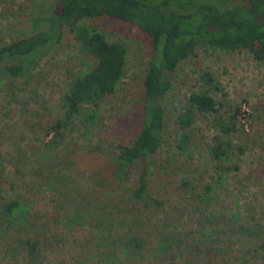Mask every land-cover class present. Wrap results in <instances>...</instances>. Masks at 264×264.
I'll return each mask as SVG.
<instances>
[{
    "label": "rangeland",
    "instance_id": "rangeland-1",
    "mask_svg": "<svg viewBox=\"0 0 264 264\" xmlns=\"http://www.w3.org/2000/svg\"><path fill=\"white\" fill-rule=\"evenodd\" d=\"M53 1L0 0V46L44 28L34 22L51 12ZM88 22L126 46L125 74L113 94L98 106L84 105L85 114L58 137L50 126L63 117L68 84L94 62L72 34L65 32L28 76L0 78V197L32 205L22 225L0 216V264H264V61L247 48L200 45L178 65L160 100L161 144L147 159L146 192L137 199L141 165L133 162L119 177L115 150L141 129L151 39L114 17ZM204 72L217 87L202 81ZM206 88L219 110L196 115L188 145L180 148L177 117L188 95ZM237 109L233 130L223 133L215 120L230 122ZM89 112L94 120L86 129L82 118ZM226 140L231 151L218 162L211 148ZM85 209L92 214L70 224L67 218ZM88 219L105 223L107 241L97 243L99 231ZM130 235L143 244L125 258L121 242ZM26 236L41 240L35 260L18 244ZM8 245L18 247L10 250L13 257L6 256ZM103 251L114 255L113 263Z\"/></svg>",
    "mask_w": 264,
    "mask_h": 264
},
{
    "label": "trees",
    "instance_id": "trees-1",
    "mask_svg": "<svg viewBox=\"0 0 264 264\" xmlns=\"http://www.w3.org/2000/svg\"><path fill=\"white\" fill-rule=\"evenodd\" d=\"M101 16L136 25L151 39V59L143 82L141 129L131 143L118 144L115 150L119 177L128 172L133 162L138 161L141 165L134 190V197L139 199L146 192L147 159L158 151L161 144L164 110L160 100L171 89L172 73L200 45L223 50L247 48L256 59L264 61V0H54L51 12L35 19L34 23H44V28L27 38L0 46V78L28 76L38 61L60 43L65 32L72 34L79 52L92 57L94 62L84 72L74 75L68 84L63 95V117L50 126L56 137L73 124V120L79 117L77 115L85 114L84 105L98 106L104 97L116 91L124 77L126 46L109 41L100 29L88 22ZM201 79L205 84L216 86L209 72H204ZM218 110L217 101L207 88L192 91L188 95V106L177 117L182 130L179 147L188 145L189 128L196 115L214 114ZM237 114L238 109L230 116V122L217 118L215 123L219 130L230 133ZM92 119V112L82 118L86 129L92 127ZM230 151L231 143L226 140L217 142L210 152L213 159L220 162ZM211 189L212 186L205 187L207 192ZM154 202L158 203L157 200ZM31 211L32 205L24 199L0 197V216H6L9 224H24ZM78 213L67 218L70 224L92 214L87 209ZM87 223L99 231L96 237L98 244L108 240L111 231L104 222L93 224L88 219ZM11 242L13 240L10 239L9 244ZM121 243L125 258H130L136 247L143 244L137 235H130ZM18 244L24 248L29 260L41 256L43 247L40 239L26 236L19 239ZM160 245L165 247L167 243ZM261 246L264 248V244ZM14 249L18 247L8 245L6 256L13 257L10 250ZM101 255L106 256L110 263L115 259L106 251Z\"/></svg>",
    "mask_w": 264,
    "mask_h": 264
},
{
    "label": "built area",
    "instance_id": "built-area-1",
    "mask_svg": "<svg viewBox=\"0 0 264 264\" xmlns=\"http://www.w3.org/2000/svg\"><path fill=\"white\" fill-rule=\"evenodd\" d=\"M243 120H245V119H243Z\"/></svg>",
    "mask_w": 264,
    "mask_h": 264
}]
</instances>
